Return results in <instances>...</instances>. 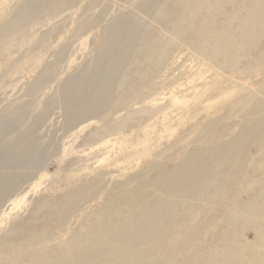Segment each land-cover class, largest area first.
<instances>
[{
    "label": "bare ground",
    "instance_id": "6f19581e",
    "mask_svg": "<svg viewBox=\"0 0 264 264\" xmlns=\"http://www.w3.org/2000/svg\"><path fill=\"white\" fill-rule=\"evenodd\" d=\"M50 2L27 0L10 12L9 21L0 28V40L26 27ZM139 13L150 17L149 25L143 26ZM263 38L264 0L146 3L106 27L97 57L61 85L65 125L72 128L87 119L103 120L106 109L131 107L133 97L159 75L178 45L219 70H227L239 65L241 54L249 56L263 48ZM261 54L258 65L264 64ZM126 67L134 73H127ZM52 69V65L43 69L30 94L51 79ZM146 99L144 95L137 102ZM32 111L30 105L13 104L0 114V144L5 142V149L0 150V204L45 158L34 135L40 118L30 122ZM255 113H264L263 98H257ZM144 114L135 111L120 118L115 130L126 127L131 116L142 119ZM13 129L23 134L10 141L7 137ZM215 132L212 123L200 138L206 141ZM263 137L264 117L221 144L193 148L176 167L151 180L130 176L94 218L81 219L65 244L44 241L49 231L37 225L26 229V250L0 239V264H264V173L255 187L254 178L246 183L237 179L255 162L250 152L257 143L262 145ZM101 179L85 183L59 200V206L39 209L37 216L42 214L51 226L63 228L80 205L96 198ZM232 182L239 186L233 189ZM222 201L231 206L225 209L220 236L212 237L207 246L202 237L213 223H199L197 217L201 210H214ZM249 230L254 235L251 242L244 238Z\"/></svg>",
    "mask_w": 264,
    "mask_h": 264
},
{
    "label": "rangeland",
    "instance_id": "374dc122",
    "mask_svg": "<svg viewBox=\"0 0 264 264\" xmlns=\"http://www.w3.org/2000/svg\"><path fill=\"white\" fill-rule=\"evenodd\" d=\"M26 1L0 0V28L9 21L10 12ZM50 1L26 27L0 40V114L13 104L32 106L29 120L40 118L34 135L45 157L0 204V239L25 250L26 229L35 228L33 225L49 231L44 241L65 244L81 219L94 218L106 199L113 191L118 192L130 176L151 180L161 171L176 167L193 148L221 144L264 117V113H255L257 98L264 99V64H257L264 53L263 38V48L249 56L241 54L239 65L227 70H219L178 45L159 75L133 97L131 107L106 109L108 115L103 120L87 119L67 128L66 106L60 102L61 85L97 57L106 27L155 0ZM139 14L143 26L149 25L150 17ZM143 40L139 38L138 45ZM62 50L65 52L61 55ZM49 65L53 67L51 79L30 94L29 89ZM130 68L125 71L134 73ZM152 89L156 90L154 94ZM144 95L145 102H137ZM135 111H144L147 116H131L126 127L115 130L120 118ZM212 123L216 132L204 141L200 135ZM22 134V130L13 129L7 139L15 140ZM262 141V147L257 143L251 149L255 162L237 177L243 183L254 178L252 187L264 173V137ZM4 143L0 150L5 149ZM97 177L102 179L96 198L80 205L63 228L51 226L42 214L37 216L39 209L61 205L59 200ZM238 186L237 182L231 184L233 189ZM230 206L229 201H222L214 210L200 211L197 222L213 223L202 237L207 246L212 237L220 236L225 209ZM244 238L253 241L252 231H246Z\"/></svg>",
    "mask_w": 264,
    "mask_h": 264
}]
</instances>
